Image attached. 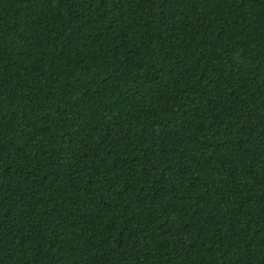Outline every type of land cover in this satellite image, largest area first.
<instances>
[{
	"label": "trees",
	"instance_id": "16d2710c",
	"mask_svg": "<svg viewBox=\"0 0 264 264\" xmlns=\"http://www.w3.org/2000/svg\"><path fill=\"white\" fill-rule=\"evenodd\" d=\"M0 264H264V0H0Z\"/></svg>",
	"mask_w": 264,
	"mask_h": 264
}]
</instances>
